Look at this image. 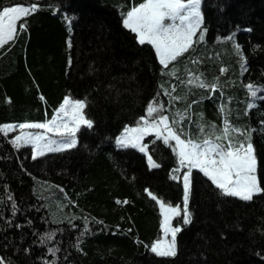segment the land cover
Segmentation results:
<instances>
[{
    "label": "trees",
    "instance_id": "16d2710c",
    "mask_svg": "<svg viewBox=\"0 0 264 264\" xmlns=\"http://www.w3.org/2000/svg\"><path fill=\"white\" fill-rule=\"evenodd\" d=\"M33 2L39 10L26 17V30L0 48V125L45 122L69 96L86 101L93 127H81L75 148L36 159L29 147H14L11 134H0L5 264H264V194L251 201L223 196L197 169L192 222L177 234V255L152 253L162 216L149 192L182 206V180L170 178L177 157L154 135L143 143L158 168L137 149L116 145L126 126L146 117L150 102L163 106L170 123L185 116L177 126L182 139H214L209 125L220 129L227 118L251 132L264 187V0H202L204 41L168 70L151 45H139L122 26L121 14L143 0H0V9ZM65 17L73 18L70 28ZM173 66L175 76L162 74ZM189 72L217 90L187 85ZM181 224L182 217L172 220Z\"/></svg>",
    "mask_w": 264,
    "mask_h": 264
},
{
    "label": "snow or ice",
    "instance_id": "6c2138e0",
    "mask_svg": "<svg viewBox=\"0 0 264 264\" xmlns=\"http://www.w3.org/2000/svg\"><path fill=\"white\" fill-rule=\"evenodd\" d=\"M202 0H143L138 5H133L129 10L121 14L122 26L135 34L139 45H151L156 57L163 69L168 70L173 62H178L185 53H188L195 44L203 42L207 29L204 27V17L201 11ZM39 5L36 2L30 6H6L0 9V48L14 42L19 31L26 30V17L36 13ZM19 23L17 28L18 21ZM69 28L72 17H65ZM227 40H234V34L227 37ZM69 47L71 43L69 42ZM236 52L243 61L244 57L240 45H235ZM70 62V61H69ZM197 63V61H192ZM241 67H244L243 63ZM224 69H221L223 73ZM162 74L175 76V67ZM186 84L201 89H210L215 92L218 85L207 83L201 75L188 73ZM185 83V82H182ZM253 97L257 95L258 89L249 83L245 86ZM176 89L173 87L172 92ZM167 95L171 93L166 92ZM179 97L172 96L173 100ZM43 99V97H41ZM86 101L74 100L65 97L52 119L45 123H21L0 125V134L7 136L10 132L20 129L11 143L17 149L31 145L32 158L43 156L46 152H61L77 146V132L82 126L93 127V121L87 119L84 114ZM191 107V105H189ZM254 105L249 103L248 109ZM163 106H155L150 102L146 108V117H141L136 127L124 128L123 133L116 138L118 146L123 148H134L147 155L150 168H158L160 164L153 160L148 154L149 145L142 143L144 138L155 133L158 140L172 148L177 157V167L170 174V178L183 183V208L180 205L175 207L162 202L155 195L149 192L151 199L156 201L160 207L161 230L163 238L154 241L150 251L158 257H175L177 255V234L182 231L183 226L192 222V213L189 208V201L192 191V172L198 169L206 176L220 194L228 197H236L242 201H251L254 196L264 194V187H261L257 176L258 161L253 144L251 132L234 127L225 118L223 127L216 128V125H209L213 132L214 139L184 138L182 128L177 126L185 120L183 114H179V120L162 115ZM223 112V107L221 108ZM155 114V115H154ZM25 129H44L46 132L56 134V139L47 137L40 132H26ZM198 131L205 133V125H199ZM175 141L173 145L171 142ZM226 141L227 143H224ZM182 169L186 171L182 172ZM145 191H148L147 189ZM121 203V201H117ZM128 203V201H123ZM15 208V205H13ZM173 217H182L180 226H172ZM85 228V232H87ZM171 237L169 240L168 237ZM51 239V235L48 236ZM49 252H53L49 249ZM0 264L5 261L0 258Z\"/></svg>",
    "mask_w": 264,
    "mask_h": 264
},
{
    "label": "rangeland",
    "instance_id": "374dc122",
    "mask_svg": "<svg viewBox=\"0 0 264 264\" xmlns=\"http://www.w3.org/2000/svg\"><path fill=\"white\" fill-rule=\"evenodd\" d=\"M12 6H17V5H12ZM67 97H69V96H67ZM69 98H71V97H69ZM71 99H73V98H71ZM74 100H76V99H74ZM56 112V111H55ZM55 112H54V114H55ZM53 114V115H54ZM53 117V116H52ZM52 117L49 119V120H51L52 119ZM147 119H151V118H148V117H146ZM49 120H47V121H49ZM47 121H45V122H47ZM45 122H41V123H45ZM13 125H16V124H13ZM20 129H16L15 131H12V132H10L9 134H11L12 135V139L16 136V135H19L20 134ZM23 131H26V132H33V133H35V132H40V133H43V134H45L47 137H51V138H53V139H56L57 137H56V134L55 133H53V132H46L44 129H25V130H23ZM124 131V130H123ZM123 131H122V133H123ZM121 133V134H122ZM120 134V135H121ZM119 135V136H120ZM150 135H154L155 137H156V135H155V133H152V134H150ZM11 139V140H12ZM174 142V144H175V141H173ZM116 145H117V143H116ZM118 146V145H117ZM24 147H29L30 148V150H31V153H32V149H31V145H28V146H24ZM118 147H120V146H118ZM148 151V150H147ZM46 153H48V152H46ZM144 154V153H143ZM148 154H149V152H148ZM33 155V154H32ZM145 155V154H144ZM145 157H146V160H147V163H148V159H147V155H145ZM198 170V169H197ZM182 171H186V169H182ZM173 207H175V206H173ZM158 208H159V211H160V207H159V205H158ZM182 208H183V203H182V206H181V210H182ZM161 213V212H160ZM175 217H173V219H174ZM162 219H163V217H162ZM173 226V225H172ZM163 232H162V230H161V235H160V238H163ZM168 239L170 240L171 239V237H170V235H169V237H168Z\"/></svg>",
    "mask_w": 264,
    "mask_h": 264
}]
</instances>
